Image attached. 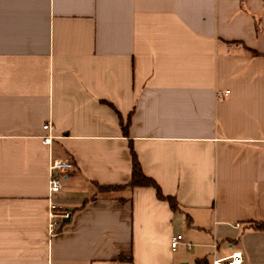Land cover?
Masks as SVG:
<instances>
[{"label": "crops", "instance_id": "0c3cea01", "mask_svg": "<svg viewBox=\"0 0 264 264\" xmlns=\"http://www.w3.org/2000/svg\"><path fill=\"white\" fill-rule=\"evenodd\" d=\"M130 146L176 210L99 189L130 181ZM53 159L74 170L49 195ZM50 201L70 213L53 233ZM252 223L264 0H0V264H264Z\"/></svg>", "mask_w": 264, "mask_h": 264}, {"label": "built area", "instance_id": "2783aa9c", "mask_svg": "<svg viewBox=\"0 0 264 264\" xmlns=\"http://www.w3.org/2000/svg\"><path fill=\"white\" fill-rule=\"evenodd\" d=\"M228 92H225L227 94ZM43 130L49 131L50 126L48 124L42 127ZM51 137H42V142L45 145L51 143ZM74 170V164L68 160L53 159L49 164V195L58 193L62 187V179L67 172ZM49 219V232L53 233L56 231L67 219L70 217V213L65 210L59 209L55 204L49 202L48 210ZM182 237L180 235L174 236L171 239L170 247L172 251L176 250ZM212 264H244L243 257L240 253H233L227 258L215 260Z\"/></svg>", "mask_w": 264, "mask_h": 264}, {"label": "trees", "instance_id": "16d2710c", "mask_svg": "<svg viewBox=\"0 0 264 264\" xmlns=\"http://www.w3.org/2000/svg\"><path fill=\"white\" fill-rule=\"evenodd\" d=\"M254 55L255 53L252 52ZM123 134L128 137V128H129V118L125 125H121ZM130 156H131V178L130 181L125 185L120 186H99V189L103 192H117L125 189H132L136 187H151L156 192V197L165 201L169 204L170 208L174 211L178 208V205L174 198L164 196L154 180L145 176L141 170L140 164L130 146ZM251 227L257 231H264V223H252ZM196 264H206L205 261L199 260Z\"/></svg>", "mask_w": 264, "mask_h": 264}]
</instances>
